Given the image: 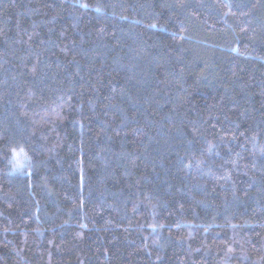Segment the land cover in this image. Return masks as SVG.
<instances>
[{
	"label": "trees",
	"instance_id": "16d2710c",
	"mask_svg": "<svg viewBox=\"0 0 264 264\" xmlns=\"http://www.w3.org/2000/svg\"><path fill=\"white\" fill-rule=\"evenodd\" d=\"M0 264H264V0H0Z\"/></svg>",
	"mask_w": 264,
	"mask_h": 264
},
{
	"label": "rangeland",
	"instance_id": "374dc122",
	"mask_svg": "<svg viewBox=\"0 0 264 264\" xmlns=\"http://www.w3.org/2000/svg\"><path fill=\"white\" fill-rule=\"evenodd\" d=\"M19 163H21V162H20V161H18V164H19ZM15 164H17V163H15ZM18 164H17V165H18Z\"/></svg>",
	"mask_w": 264,
	"mask_h": 264
}]
</instances>
